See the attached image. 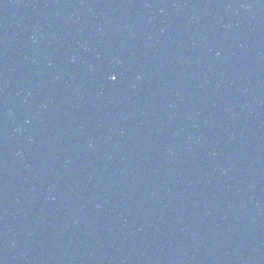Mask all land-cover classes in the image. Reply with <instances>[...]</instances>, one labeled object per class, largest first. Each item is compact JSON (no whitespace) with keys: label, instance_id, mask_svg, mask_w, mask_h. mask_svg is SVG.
Listing matches in <instances>:
<instances>
[{"label":"water","instance_id":"water-1","mask_svg":"<svg viewBox=\"0 0 264 264\" xmlns=\"http://www.w3.org/2000/svg\"><path fill=\"white\" fill-rule=\"evenodd\" d=\"M0 264H264V210L185 97L59 0H0Z\"/></svg>","mask_w":264,"mask_h":264},{"label":"snow or ice","instance_id":"snow-or-ice-1","mask_svg":"<svg viewBox=\"0 0 264 264\" xmlns=\"http://www.w3.org/2000/svg\"><path fill=\"white\" fill-rule=\"evenodd\" d=\"M112 79H113V80H115V79H116V77H115V76H113V77H112Z\"/></svg>","mask_w":264,"mask_h":264}]
</instances>
